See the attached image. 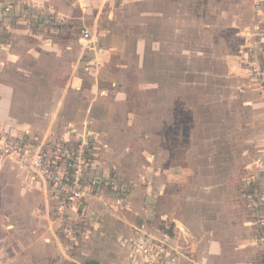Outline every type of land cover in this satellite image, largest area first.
Listing matches in <instances>:
<instances>
[{
    "label": "crops",
    "instance_id": "1",
    "mask_svg": "<svg viewBox=\"0 0 264 264\" xmlns=\"http://www.w3.org/2000/svg\"><path fill=\"white\" fill-rule=\"evenodd\" d=\"M117 1L23 0V4L36 2L45 10L36 17L42 23L41 31L46 32L36 36L24 34L22 23L0 21V32L4 30L0 36V129L47 139L59 136L76 139L91 131L99 137L96 171L106 177L117 170L121 182L134 185L123 204H106L96 194L86 198L85 212L69 210V220L84 222L83 232L73 244L66 238L61 223L53 220L54 214L47 218L49 233L42 228L48 200L53 199L49 197L48 184L25 176L8 155L0 152V199L7 211L5 217L11 218V250L17 251L10 259H5L3 254L0 262L29 264L24 255H19L22 248L31 256H40L39 251L49 249V245L53 249L55 246L51 248V245L56 243L63 255L54 262L43 259L44 264H144L139 256L131 255L132 243L169 234L171 241L183 251L177 257L179 264H256L262 249L254 241L255 211L240 197L241 177L260 168L264 170L263 93L255 81L248 75L246 78V67L242 64L243 46L256 32L257 12L253 3V21L240 32L242 43L238 53L227 57L230 71L236 74L222 87L237 84L238 102L226 98L224 105L228 122H237L242 131L246 120L242 115L249 107L257 109L251 117L260 125L258 139L262 145L244 163H233L227 159V152H222L217 164L194 157L202 151H190V130L188 139L175 140L170 146L163 143L161 134L160 145L155 139V146L150 147L155 162L149 160L153 153L146 161H137L133 140L142 133L127 125L134 122V117H117L115 112L124 105L118 87L121 75L117 74L121 65L115 61L128 53L131 45L143 55L149 39L138 34L136 27L140 25L136 22L117 17ZM196 2L209 10L225 9L229 3L241 8V0L236 3L234 0H120L119 10L125 16L129 12L132 17L141 11L142 23L148 22L143 16L153 10L161 11L159 17L171 11L169 17L165 15L156 22L166 24L172 16L175 25L176 11L188 10ZM49 10L64 14L66 20L57 24ZM68 21L82 24L81 29L89 27L93 31L92 40L86 41L82 36L66 39ZM82 41L94 45L88 48ZM233 107L236 115L231 113ZM231 135L223 137L227 139ZM239 135L237 131L236 137ZM204 142L205 148L211 145ZM161 151L171 154L170 162L165 163L162 156H157ZM190 152L193 158L178 162L177 154ZM100 194L109 196L104 190ZM0 219L4 218L0 216Z\"/></svg>",
    "mask_w": 264,
    "mask_h": 264
},
{
    "label": "rangeland",
    "instance_id": "2",
    "mask_svg": "<svg viewBox=\"0 0 264 264\" xmlns=\"http://www.w3.org/2000/svg\"><path fill=\"white\" fill-rule=\"evenodd\" d=\"M1 1L4 4H13V8L8 13L1 15L0 21L5 24L22 23L24 26L20 27L26 35L36 36L41 35V32H46L41 31L43 30L42 23L36 17L38 12L43 15L44 9H35L36 6L30 7L23 4V0ZM231 1L233 2V0ZM253 2L254 0H241L240 9L234 8V5L229 3L225 9L213 8L210 10L205 5L196 2L190 5L189 7L192 8L188 10L176 11L178 20L176 19L175 25L172 23V16L168 18L166 24L156 22L158 18L165 17V15L169 17L171 11H167L159 17L161 11L153 10L150 14L143 16H146L148 22L142 23L141 11H137L133 17L129 12L125 16L119 10L120 0L116 2L117 17L136 22L137 25H140L136 27L139 28L138 34L146 35L149 39L146 52L143 55L137 53V47L131 45L130 49H127L128 53L120 59L117 57L115 61L121 65L117 73L119 76L121 75L118 87L120 94H123L124 97V105H121L120 110H118V106L115 112L117 117H134V122H127V125L135 127L136 131L142 133L140 138L137 137L133 140L136 147L134 150L138 152L137 161H146V157L153 153L154 156H151L149 160L154 159L155 162V153L151 152V148L155 146L153 143L155 139L160 145L159 136L161 137V134L163 143L170 146L175 140L188 139V130L193 134L190 135V151H202L194 156L197 160L201 161L203 157V160L219 164L220 153L227 152L228 160L241 164L242 161L244 163L247 160L248 156L257 153L258 145L262 143L258 139L260 125L255 117H251V113L256 112L257 109L249 107L250 114L247 110L242 115V117H246L242 131L240 127H237V122H228L229 115L224 105L226 98L232 102H238L237 84L233 87H222L236 74L234 70L230 71V65L227 63L229 58L227 57H234L238 53V48L242 43L240 32L244 26L250 25L253 21ZM233 3H236V0ZM177 22H180L179 26H177ZM66 27V39L81 37L82 24L68 21ZM3 31L1 30L0 36ZM47 31L49 30L47 29ZM82 44L89 48L92 43L82 41ZM247 75L248 73H246L248 79ZM241 86L240 83L239 87ZM231 113L232 115L237 114L235 107ZM237 131L241 134L238 138L236 137ZM225 134L232 135L225 139L226 137H223ZM205 136L206 139H204ZM140 139L145 140L143 142ZM204 140L211 142V145L203 147ZM146 147L149 148V152ZM204 148L206 152H204ZM191 152L190 154H177L180 156L178 162L189 161L193 155ZM157 156L159 158L162 156L165 163L171 160V154H164V151L159 152ZM14 166L23 171L25 176L28 175L30 179H33V175L26 168L20 167L16 163ZM101 190L107 191L108 197H111L112 191L109 190V187L103 186ZM39 191L42 192L40 189ZM8 197L11 198V196ZM1 201L0 199V216L4 219H0V228L2 229L0 231V247L3 248L0 250V258L5 254V259L7 257L10 259L11 254L14 256L17 251L11 250L13 236L12 228L9 227L11 218L5 217L7 211L3 208ZM48 204L45 223H42V228L46 229L44 232H48L47 218L52 214L55 218L56 213L54 200L49 199ZM83 217L86 215L84 214ZM77 224L83 228L84 222H77ZM52 247L53 249H50L49 245L50 250L39 251L40 256H31L24 247L19 255L20 257L24 255L27 262H30L29 264H44L43 259L54 262L63 254L56 243L51 245ZM0 264L8 263L6 260ZM46 264L48 263L46 262Z\"/></svg>",
    "mask_w": 264,
    "mask_h": 264
},
{
    "label": "built area",
    "instance_id": "3",
    "mask_svg": "<svg viewBox=\"0 0 264 264\" xmlns=\"http://www.w3.org/2000/svg\"><path fill=\"white\" fill-rule=\"evenodd\" d=\"M27 4L43 8L36 2ZM12 8L13 4L1 1L0 16ZM253 8L257 12L256 32L253 39L243 46L245 51L242 63L250 79L260 86L264 98V0H255ZM49 12L57 24L66 20L62 13H56L55 10ZM81 36L90 41L93 31L84 26ZM98 144V135L91 131L76 139L66 136L47 139L20 136L0 129V152L8 155L20 167L26 168L33 178L48 184L51 196L56 200L53 220L61 223L63 232L73 244L78 242L83 231L76 222L67 218L69 210L85 212L86 198L96 194L106 204H123L134 187L132 182H121V175L117 170L106 177L96 171L98 162L95 154ZM240 184V197L255 211L252 222L254 241L262 249L256 264H264V170L260 168L243 175ZM103 186L112 191L111 197L100 194ZM181 254L183 251L171 241L169 234L141 239L131 245V255L139 256L144 264H179L177 257Z\"/></svg>",
    "mask_w": 264,
    "mask_h": 264
}]
</instances>
